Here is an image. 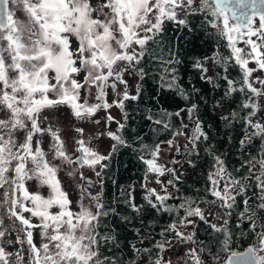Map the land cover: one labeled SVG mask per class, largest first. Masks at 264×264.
<instances>
[{"label":"snow or ice","instance_id":"1","mask_svg":"<svg viewBox=\"0 0 264 264\" xmlns=\"http://www.w3.org/2000/svg\"><path fill=\"white\" fill-rule=\"evenodd\" d=\"M190 37L214 43L217 49L211 55L192 57L191 67L212 91L223 90L213 111L230 108L219 117L229 129V141L235 139L232 132L237 125L243 131L241 149L247 151L254 140L260 141L259 155L244 161L241 168L230 170L225 154L211 144L212 125L205 123L198 103L191 99L201 89L192 86L189 92L179 82L181 67L187 68L180 44L188 43ZM72 38L78 41L75 49ZM152 61L164 69L153 96L156 103L167 89L186 105L175 112L161 106L146 116L153 125L173 130V138L140 145L138 158L146 166L141 186L147 208L134 202L131 191L123 202L142 227L148 209L168 214L170 222L161 228L163 239L159 241H152L150 231L141 233L136 228L137 236L152 241V247L132 245L137 258L125 259L116 255L122 251L118 237L111 230L103 231L108 228L107 218L117 210L102 198V170L107 165L101 163L119 147H132L122 134L125 124L115 121V132L100 133L114 141L108 155L92 146V138H83L82 127L75 128L81 138L75 140L72 151L59 129L42 125L48 120L45 110L58 105H67L76 120L96 125L101 120L95 117L103 110L106 129L115 119L109 112L113 107L124 111V120H128L126 104L140 99L143 89L138 82L131 94L125 76L144 81L150 72L145 65ZM208 61L211 67L206 65ZM212 69L217 71L209 75ZM257 71L264 72V0H103L96 6L90 0H0V188L9 186L4 203L10 205L9 218L15 217L21 226L15 241H7L20 249L10 253L0 244V264H140L141 259L144 264H172L161 253L176 244L186 246L184 264H207L206 253L218 259L211 244L220 252H229L245 237L250 246L244 253L231 251L228 264H264V123L257 118L264 110V78L254 77ZM80 73L85 74L83 81L77 79ZM109 89L115 96L111 101L107 99ZM45 134L51 137L48 151L41 147ZM181 136L187 141L183 148L189 156L203 145L210 157L208 186L196 197L169 191L171 187L180 193V177L175 168L158 162L164 151L161 144L181 151L176 143ZM63 164L79 166L68 172L69 176L79 174L78 183L82 182L78 211L71 209L72 201L57 179ZM245 165L247 174L238 176ZM85 166L100 178L101 191L94 195L88 191L91 181L79 171ZM165 175L170 177L166 183L161 180ZM152 179L159 190L149 186ZM32 180L46 185L49 195L31 193L25 185ZM209 195L215 199H207ZM171 200L179 202L172 204ZM202 203H218L216 222L205 215ZM53 207L58 211L51 212ZM24 213L38 218L39 224L31 223ZM131 220L122 217L125 223ZM200 222L208 226V243L198 237L196 225ZM33 229H39V246ZM5 232L0 230V238ZM106 245L112 247L106 250Z\"/></svg>","mask_w":264,"mask_h":264},{"label":"trees","instance_id":"2","mask_svg":"<svg viewBox=\"0 0 264 264\" xmlns=\"http://www.w3.org/2000/svg\"><path fill=\"white\" fill-rule=\"evenodd\" d=\"M184 36L181 35L183 41ZM181 56L187 64V68L181 67L180 69V84L187 91H191V87L201 89V94H193L191 99L193 102H197L201 109V116L203 117L206 124H211L212 128L209 130L213 136L211 144L218 152L225 154V158L228 161V167L230 170L235 168H241V164L248 160L253 155H259V140L253 141V146H250L247 151L243 150L239 146V140L243 137V131L239 125L236 126L235 131L232 132L233 141H229L226 133L229 129H225L221 123L219 117L230 111V108L223 110L217 109L213 111V105L216 100L219 99L222 89L219 91H212L211 85L205 84L199 80V75L195 69L191 67L192 57H203L204 55H211L215 50V44H207L201 41L199 38H189L188 43H181ZM223 51H227L223 49ZM147 69H150L149 74L145 77L144 81L138 82L142 84L143 94L140 97L139 104L134 106L130 103L126 104L125 111L128 114L129 119L124 120L125 129L122 134L125 139L132 145V147L122 146L118 150L112 152L111 159L107 160V167L102 171L103 179V200L112 208L117 210V213L107 218L108 228L103 231L107 232L111 230L113 234L118 237L120 245L119 251L116 253L117 256L125 259H133L135 257L134 249L132 245L138 248H151L152 241H159L163 238L159 235L162 227L166 226L170 222L168 214L160 215L154 210L148 209L143 215V224L141 226L140 219L135 218V213L126 205L123 201L127 196L128 191L132 192L134 197V189H142L141 186L144 183V171L145 165L138 158L139 149L141 143L147 145L160 144L161 141H167L172 139L173 130H163L162 126H155L146 119V116L158 112L160 107L167 109L168 111L175 112L181 107H185L186 102L179 97L174 91L165 89L162 95L158 96L159 103L153 99L156 95L157 89L159 88V76L164 71L163 66L158 61H152L145 65ZM211 67V66H210ZM217 69H212L209 75H213ZM235 75V72L233 73ZM137 82V83H138ZM201 95L203 99H201ZM235 107V105H232ZM184 121L188 122L187 114H184ZM180 118H175L177 127L179 126ZM154 128H159V131H153ZM139 137V139L137 138ZM184 137V136H183ZM185 138V137H184ZM187 141L178 144L181 151H176V156L180 159V162L187 167L186 170L179 171L178 176L180 180L178 187L180 193H175V189L171 191L177 196H192L196 197L203 194V190L208 186L207 173L210 170V157L207 156L203 151V145H201L197 152H194L189 156L183 148V145ZM166 145V143L161 144ZM192 160L193 164H189L188 161ZM248 172V166L245 165L241 171L237 174L238 176H244ZM168 179L170 177L168 176ZM167 179V180H168ZM207 199H212L209 195ZM134 202L138 205H147L144 201V193L142 194L141 201H137L134 198ZM172 204H176L178 200L169 201ZM123 216L132 217L131 223H125L122 221ZM207 225L200 222L196 225L198 231V237L208 243L209 237L206 235L205 229ZM136 228H140L141 233L150 231L152 234V241L145 238L143 240L136 234ZM250 246V242L245 237L244 240L238 242L231 251L240 253ZM111 245H106V250L111 248ZM213 253L218 255V259L214 260L209 254H205L204 258L208 261L216 262L221 259L222 255L228 254L229 252H220L216 245L213 243L210 245ZM140 264H144V260H140Z\"/></svg>","mask_w":264,"mask_h":264},{"label":"rangeland","instance_id":"3","mask_svg":"<svg viewBox=\"0 0 264 264\" xmlns=\"http://www.w3.org/2000/svg\"><path fill=\"white\" fill-rule=\"evenodd\" d=\"M94 0H90V2H92ZM103 0H95V4L98 3H102ZM17 16L20 18H23V14L22 13H17ZM78 45V41L75 40V38H72V46H77ZM243 47V45H240ZM74 49V48H73ZM207 66H211V62L208 61L206 62ZM250 66L254 67V64H250ZM84 73H80L77 76V79L79 81H83L84 78ZM255 76H261V78H264V72L261 71H257L256 73H254V77ZM125 79L128 81L129 84V92L131 94H134L135 92V86L138 82V77H136L135 75H126ZM258 86V85H257ZM85 93L82 92V96ZM115 96L114 94L111 92V90H108V96L107 99L109 101H111L112 99H114ZM62 110V109H61ZM64 112L62 113V116L60 119H58L57 116V112L56 113V119L53 122V125L51 126L54 130L55 129H59V134L61 136L62 140H65L67 142V146L69 149H71L72 151H75L73 145L75 144V140L80 137V134L75 132V128L76 127H82L84 128V139H88V138H92L91 139V144L92 146H94L96 149H98V151L101 154L107 155L110 151H111V145L114 143V141H112L107 135L101 136L100 133L107 131V130H111L113 132L116 131L118 125L115 121H121L122 123L124 122L123 120V114H121L116 108H112L109 110L110 114L115 118L113 122V126L111 125H107V129L105 128V124L102 118H104L106 116V113L101 110L98 115L95 117L96 119H100L101 123L99 125H96L94 123L91 122H86V123H80L79 121L76 120V118L73 116L71 109L66 105V108H63ZM258 119H260V121L262 123H264V110L258 112ZM63 137V138H62ZM44 140L46 141L47 145H50L51 143V137L47 134H45ZM186 139L181 136L179 137V139L176 141L177 144L183 143L185 142ZM42 149L44 151H48L47 148H44L41 145ZM161 148L164 150L162 152V158L158 161L159 163H166L168 167H173L176 170V173L178 174L179 171H183L186 170L187 167L184 166L181 162L180 159L176 156V151L174 149H169L168 145H162ZM176 160L179 163L177 164H173L171 163V161ZM101 163L103 164H107V160L106 161H102ZM72 167H77V166H70L67 164H63L60 166V169L57 172V179L60 181L61 183V188L68 194L69 199L72 201L71 204V209L73 211H78V202L80 200V196H81V187H80V183H78L79 181V174H77L76 176H69L68 172ZM97 170H100L97 167ZM79 171L83 172V175L85 177H87L89 180H91V186L88 188V191L91 194H96L97 192L101 191V184L98 182L100 178L96 177L95 173L87 168V166H85L83 169H79ZM103 171V170H102ZM153 175V174H150ZM168 179V175H165L163 177H161V180L163 182H167ZM26 188L31 192V193H39L44 197H47L49 195V188L46 185H40L37 181L32 180V181H27L26 182ZM150 187L156 188L157 190H159V185H157L155 183V179H152L149 183ZM223 186V181L221 182V187ZM4 189L0 188V221L3 222V225L0 224V230H5L4 226L6 225L5 220V214L3 211V207H4V201H5V190L2 191ZM169 191H171V189L169 188ZM172 192V191H171ZM144 193V188L139 189V188H135L134 189V198L137 201H141L142 199V194ZM11 195L10 191H9V196ZM18 195V193H17ZM212 199H215L212 197ZM87 201L85 200V203ZM204 211H205V215L208 217L209 220H212L213 222L215 221V216L217 213L220 212V209L218 207V203L217 204H207V203H202L200 205ZM51 212H56L58 211V209L56 207H53L52 209H50ZM28 216H31V213H28ZM33 219L31 220V222L33 224H39V219L36 217H32ZM8 227V226H6ZM191 230V229H189ZM33 233H34V242L37 244V246H39V244L42 242L40 234H39V229H33ZM17 235L14 234H6L5 232V236L3 238H0V244H3V246L5 247L7 252L10 253H15L16 251H18L20 249V245H16L15 247L12 245H9L7 243V241L12 240L15 241ZM187 249L185 245L182 244H176L174 247L171 248H166L165 251L163 253H161V255L166 259V260H170L172 262V264H184V255L186 253ZM229 257L228 254H224L222 255L221 259L213 262V261H208L206 258H204L207 261V264H225L227 258ZM13 261L15 260V257L11 258Z\"/></svg>","mask_w":264,"mask_h":264},{"label":"flooded vegetation","instance_id":"4","mask_svg":"<svg viewBox=\"0 0 264 264\" xmlns=\"http://www.w3.org/2000/svg\"><path fill=\"white\" fill-rule=\"evenodd\" d=\"M91 4L93 5V6H96V5H98V3H96L95 4V0L94 1H92L91 2ZM77 46H72V48H76ZM54 82V81H53ZM134 94H135V92H134ZM142 94H143V91H142ZM142 97V96H141ZM54 98V97H53ZM139 100L140 99H138L137 101H132V102H128V103H130V104H132V105H134V106H136V105H138L139 104ZM127 103V104H128ZM63 108H66V105H58L56 108H54V109H46L45 110V112H44V114L46 115V116H48V120H46L45 122H44V124L42 125L43 127H49V126H52L53 125V122H54V120L56 119L55 117H56V113L55 112H57V116H58V119H60L61 118V116H62V113L64 112V110H63ZM113 108H116V107H113ZM62 109V110H61ZM121 114H123V120H124V111H121L119 108H116ZM77 121H79V120H77ZM80 123H86V122H82V121H79ZM109 125H111V126H113V125H115V124H113V122H110L109 123ZM44 137H45V135L43 136V138L41 139V145L44 147V148H47L48 150H49V147H50V145H47L46 144V141L44 140ZM63 138V137H62ZM43 150V149H42ZM109 154V153H108ZM107 154V155H108ZM111 156H112V154H111ZM111 156H110V158L109 159H111ZM68 166V165H67ZM77 168H79L78 166H77ZM8 188H9V186L8 185H5L2 189H4L5 191L6 190H8ZM4 190H2V191H4ZM26 203H28V202H26ZM10 205H6V204H4V207H3V211L2 212H4V214H5V222H6V225L4 226V228H5V230H6V234H14V235H18V234H20V233H18V229L21 227L20 226V224H19V221H17L16 219H15V217H11V218H9V214H8V212H7V208L9 207ZM29 206H31L30 205V203H29ZM24 216L26 217V218H29L30 216H28V213H24ZM33 218L31 217V220H32ZM32 223V222H31ZM2 225H3V222H2ZM6 226H8V227H6ZM22 235V234H21Z\"/></svg>","mask_w":264,"mask_h":264},{"label":"water","instance_id":"5","mask_svg":"<svg viewBox=\"0 0 264 264\" xmlns=\"http://www.w3.org/2000/svg\"><path fill=\"white\" fill-rule=\"evenodd\" d=\"M79 167V166H78ZM91 181V180H90ZM92 182V181H91ZM246 250V249H245ZM245 250L244 251H242V252H240V253H244L245 252ZM231 256V255H230ZM229 256V257H230ZM229 257L227 258V260H226V262H225V264H228V260H229Z\"/></svg>","mask_w":264,"mask_h":264}]
</instances>
